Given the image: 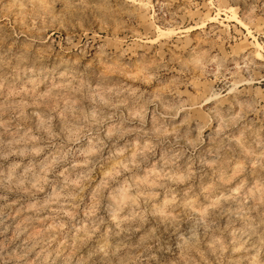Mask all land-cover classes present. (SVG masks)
<instances>
[{
    "label": "rangeland",
    "instance_id": "1",
    "mask_svg": "<svg viewBox=\"0 0 264 264\" xmlns=\"http://www.w3.org/2000/svg\"><path fill=\"white\" fill-rule=\"evenodd\" d=\"M0 264H264V0H0Z\"/></svg>",
    "mask_w": 264,
    "mask_h": 264
}]
</instances>
